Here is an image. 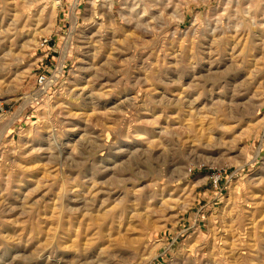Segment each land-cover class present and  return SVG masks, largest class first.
Masks as SVG:
<instances>
[{
  "label": "rangeland",
  "instance_id": "374dc122",
  "mask_svg": "<svg viewBox=\"0 0 264 264\" xmlns=\"http://www.w3.org/2000/svg\"><path fill=\"white\" fill-rule=\"evenodd\" d=\"M0 116V264H264V0H0Z\"/></svg>",
  "mask_w": 264,
  "mask_h": 264
},
{
  "label": "built area",
  "instance_id": "2783aa9c",
  "mask_svg": "<svg viewBox=\"0 0 264 264\" xmlns=\"http://www.w3.org/2000/svg\"><path fill=\"white\" fill-rule=\"evenodd\" d=\"M51 40L48 39H43L40 43V47L41 48H46L47 49V53H51L53 52V47L51 44ZM54 78L56 79V77H50L48 78L45 74H39L36 80V87H37V91L38 92H44L45 89L47 87H49L52 84V81L54 80ZM210 181L212 183V186L214 187V189H219L221 182H222V173L220 170H214L211 174H210ZM222 193V191H220Z\"/></svg>",
  "mask_w": 264,
  "mask_h": 264
},
{
  "label": "bare ground",
  "instance_id": "6f19581e",
  "mask_svg": "<svg viewBox=\"0 0 264 264\" xmlns=\"http://www.w3.org/2000/svg\"><path fill=\"white\" fill-rule=\"evenodd\" d=\"M74 1H75V0H74ZM76 2L78 3V0H76ZM57 5H58V4L55 3L53 7L55 8V6L57 7ZM74 8H75V7H74ZM54 13H55V12H54ZM52 15H53V14H52ZM34 43H35V42H34ZM3 115H4V114H3ZM0 118H2V117L0 116Z\"/></svg>",
  "mask_w": 264,
  "mask_h": 264
}]
</instances>
